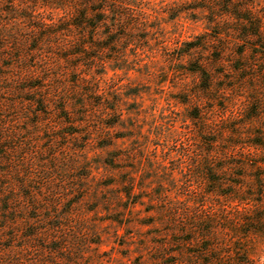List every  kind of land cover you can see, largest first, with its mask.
<instances>
[{
    "label": "clouds",
    "instance_id": "9594fccd",
    "mask_svg": "<svg viewBox=\"0 0 264 264\" xmlns=\"http://www.w3.org/2000/svg\"><path fill=\"white\" fill-rule=\"evenodd\" d=\"M0 264H264V0H0Z\"/></svg>",
    "mask_w": 264,
    "mask_h": 264
}]
</instances>
